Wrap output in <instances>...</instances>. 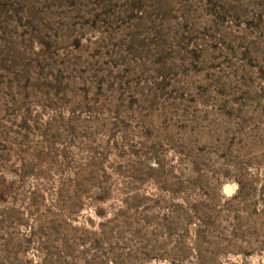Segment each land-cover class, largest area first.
Returning a JSON list of instances; mask_svg holds the SVG:
<instances>
[{"label": "rangeland", "instance_id": "obj_1", "mask_svg": "<svg viewBox=\"0 0 264 264\" xmlns=\"http://www.w3.org/2000/svg\"><path fill=\"white\" fill-rule=\"evenodd\" d=\"M0 264H264V0H0Z\"/></svg>", "mask_w": 264, "mask_h": 264}]
</instances>
